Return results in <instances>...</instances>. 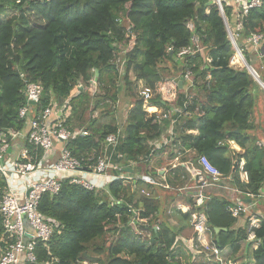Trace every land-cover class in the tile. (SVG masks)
Wrapping results in <instances>:
<instances>
[{
  "label": "trees",
  "instance_id": "1",
  "mask_svg": "<svg viewBox=\"0 0 264 264\" xmlns=\"http://www.w3.org/2000/svg\"><path fill=\"white\" fill-rule=\"evenodd\" d=\"M214 1L0 0V129H24L19 110L27 105L23 95L25 82L40 83L44 93L37 108L66 106L64 110L70 111L66 125L89 133L79 135L69 144L74 156L86 160L93 156L94 160L86 164L94 165L105 154L106 137L122 129L123 138L113 161L123 170L131 162L152 166L157 155L153 143L161 140L168 120L161 122L157 114L148 113L139 93L122 128L97 126L98 117L85 128L80 123L77 127L72 124V104L82 102L85 87L94 84L111 91V79L118 75L117 58L136 37L137 44L123 56L127 60V84L132 87L142 81L158 91L161 85L179 81L191 70L198 85L190 91L191 97L179 96V107L186 103L190 115L181 119L174 135L175 146L204 156L224 178L231 179L242 200L258 198L264 188V144H259V139L251 134L255 130L252 118L257 97L264 90L247 71L253 68L248 64L243 43L254 34L264 35V0L260 8L241 18V25L236 21L232 26L237 38L230 26L236 16L234 8L223 2L229 35L219 6L212 5ZM29 8L44 25H30ZM233 36L241 51L235 50ZM195 37L199 39V50L194 44ZM246 45L250 51L262 54L261 48L255 51ZM188 47H193L194 53L178 58V52ZM173 60L177 61L175 68L180 67L182 72L174 79H165L166 68L160 66ZM130 72L136 78L132 83ZM208 76L212 78L210 89H207ZM261 80L264 82V71ZM106 98L112 100L110 96ZM151 102L162 104L156 98ZM100 104L96 103L94 111ZM230 142L244 153H234L227 146ZM28 147L34 153V148ZM163 165L168 166L169 172L162 184L169 188L117 179L104 189L88 191L65 181L58 195H44L39 210L56 227L49 243L38 245L36 264H206L196 261L205 255L211 262L212 257L195 249L192 213L205 214L212 244L223 252L229 249V260L237 263L246 245V255L241 257L244 261L240 264H264V217H259V227L253 229L255 242H249L250 216L235 218L229 211L236 202L211 189L205 191L203 206H198L190 195L183 197L178 192L188 181L186 169L170 167L168 161L157 164L159 168ZM196 166L199 168L197 162ZM136 173L135 169L130 176ZM241 173L245 180L240 178ZM158 174L156 171L154 176L158 178ZM194 183L198 184L197 179ZM0 185H4L2 179ZM144 186L149 195L142 194ZM162 193L168 194L171 206L165 205L167 198ZM179 204L191 207L192 212H181ZM243 217L247 218L245 226L236 229ZM171 219L177 224L172 225ZM186 228L193 230L190 249L180 239ZM3 232L0 218V238ZM108 235L114 236L115 242L108 247L100 245Z\"/></svg>",
  "mask_w": 264,
  "mask_h": 264
},
{
  "label": "built area",
  "instance_id": "2",
  "mask_svg": "<svg viewBox=\"0 0 264 264\" xmlns=\"http://www.w3.org/2000/svg\"><path fill=\"white\" fill-rule=\"evenodd\" d=\"M220 1L221 13L225 15L224 2L234 8V12L239 17L237 22H240V25L241 18L248 16L252 9L260 8L263 3V0ZM192 28L193 26H190V29ZM194 42L198 43L199 39L195 37ZM247 42L255 51H258L259 48L264 47V35L254 34ZM199 48V44H196V49L199 50ZM171 51L172 48H169V52ZM193 53V47H188L178 52L177 57L183 58ZM182 77L184 81L181 89H179V81H173L172 84L161 85L158 91L146 88L139 92L140 97L144 99L146 111L150 114H157L161 122L168 120L176 124L178 114L190 115L186 103L184 107H179V96L186 94V97H191L190 91L198 84L191 70H187ZM211 86L212 78L208 76L207 89ZM80 88H83L82 85ZM43 93V86L40 83L26 81L23 95L26 97L27 105L19 110V118L25 123L24 129H0V179L4 182L3 186L0 185V218L4 229L0 238V264L37 263L38 245L40 243L47 245L56 227L52 219L40 212V202L46 194L58 195L65 181L80 185L88 191L104 189L117 179L140 180L151 187L169 188L155 181L154 177L153 180L148 174L130 176V172L121 169L113 161L115 151L123 138L122 129L106 137L105 154L99 156L94 165L86 164L94 160L93 156L87 160L74 156L69 149V144L79 135L88 136L89 133L72 130L66 125L70 117V111L64 110L66 106L62 109L48 107L40 110L37 108L42 101ZM155 98L162 104L154 105L151 101ZM31 102L35 105H31ZM174 135L175 133H171L172 138ZM169 144L170 140L162 136L160 141L153 143V152L163 150ZM27 145L34 148V153ZM57 145L61 146L59 150H57ZM57 151H59L57 160L49 165L48 162L57 154ZM39 152H42V156ZM198 164L202 167L203 174L197 175L199 196L195 203L203 206L205 200L203 192L216 185L222 175L204 156H199ZM137 165L138 162H131L126 169H132ZM243 165L242 163L240 167L242 171ZM113 171H119L120 174L117 175ZM161 171L164 172L165 169ZM11 181L19 182V190L14 191ZM102 182L105 183L102 185ZM142 194L149 195L145 190ZM177 208L183 213L192 212L191 207L184 204H179ZM229 211L235 218H239L241 215L250 214V206L240 201L229 207ZM249 221L250 239L255 241L253 229L258 228L260 222L255 216H250ZM191 224L196 233V250L199 251L198 248H200L203 254L211 255V259L215 260H213L214 264H236L228 258L225 259L224 252L212 244L208 221L204 213H192ZM156 230L158 231L159 227H156Z\"/></svg>",
  "mask_w": 264,
  "mask_h": 264
},
{
  "label": "rangeland",
  "instance_id": "3",
  "mask_svg": "<svg viewBox=\"0 0 264 264\" xmlns=\"http://www.w3.org/2000/svg\"><path fill=\"white\" fill-rule=\"evenodd\" d=\"M217 3H218V1L215 0L212 5H216ZM217 5H219V3ZM27 16L29 18V22H30V25L32 27L44 25V21L39 19L34 14V12L30 10V8L27 10ZM3 19L5 20V18H3ZM237 20H239V17H237V15H236V16H234V20H233V23H231V25L228 22V24L231 26L232 31L235 34L236 38L238 37V35L235 33L236 28L235 27L233 28L232 26L235 25V23L237 24V22H236ZM189 26H192V25H189ZM135 39H136V37H135ZM135 39L132 38V43H130L131 45H129L128 48L125 50L123 48L122 49L123 50L122 56L117 58V61H116V69L117 70L116 71L118 72V75H117L116 79H111V83H110V87H112L111 91L107 92L105 90H101L93 84L92 86L85 87V95L86 96L82 100L81 103L75 101L72 104V106H73L72 120H74L72 124L75 127L79 126V123H80V126L82 124V126L84 128L88 127V125L92 122L93 118H95V117H98L97 121H96L97 126L112 125V126L122 128L125 125L128 113L132 109L134 101L137 98L136 97L137 93L145 90L146 88H149L142 81L136 82V86L131 87L130 84L128 85L127 81L125 80V76L127 75V64H126L127 60H125V58L123 56H125L127 52L131 51L133 49L134 45L137 44V41L135 42ZM194 44H197V43L195 42ZM243 44H244L243 47L245 48V51L247 52L248 57H249V62H250L249 65L252 66L255 73L259 76V78H261L262 72L264 71V58L262 57V54H260L258 52L255 53L254 51H250V49H248V47L246 45V44H248V42L246 43L245 40H244ZM173 61L174 62H164L160 66L161 68H164V69L166 68V71L163 72L165 79H174V77H177L182 72V71H180L181 70L180 67L178 68V66H177V68H175V66L177 65V63H175V62H177V61L176 60H173ZM230 66H231V64H230ZM253 69H251V70H253ZM129 76H130V82L132 83L133 80L136 79L135 75L133 74V72H130ZM108 96L112 97V100H109L110 98H106ZM257 99H258L257 107L254 111V115L252 118V123L254 125L255 130L252 132L251 135H254V137L256 139H259L260 144H262L261 142H264V94L260 93L258 95ZM98 102H100L101 104L98 107V109L96 111H94L96 103H98ZM151 111H153V110H151ZM232 151L235 153V150L232 149ZM164 164H165V162H164ZM153 166H151V167L144 166L143 167V165H142V166H140V170L141 171L147 170L148 172H150L151 174L154 175V173L156 172V169H158V166H157V164H155ZM162 167L165 168L166 165H163ZM162 167H161V169H162ZM240 178L243 180L245 177L243 174H240ZM218 180H219L217 182L218 184L220 182L222 184L223 183L225 184V182H226V185L231 183V179H229V178H224L225 182L221 179H218ZM104 183L105 182H102L101 184L103 185ZM219 185H221V184H219ZM17 190H18V188H14V191H17ZM143 190H146V189L143 188L141 191H143ZM223 192H224V195L226 197H228L229 199L232 198L230 196V193H228L226 191H223ZM162 195L165 197L166 193H162ZM167 197H168V194L166 195V198ZM239 201H242V200H239ZM168 204H169V206H171L173 204L172 200L170 198L166 199L165 205H168ZM171 220H172V222H171L172 225L177 224L176 220L175 221L173 219H171ZM236 229H239V228H237V225H236ZM192 238H193V230H190L187 228H186V230L184 229V232L182 233L180 239L184 242V246L187 247L188 249H190L189 240L190 239L192 240ZM115 240L116 239L114 236L108 235L107 237H105L103 239V242L100 243V245H104V246L108 247L112 243H114ZM248 240L251 243L255 242V241H251L250 233H249ZM194 243L196 244V242H194ZM253 247H255L254 243H253L252 248ZM198 249H199V251H201L200 248H198ZM246 250H247V247H246V245H244L241 252L238 255L239 259H237V263L240 264L244 261L243 258L246 255V252H245ZM229 253H231V251H229ZM241 257H243V258H241ZM224 258L226 259L227 257H225V255H224ZM196 261H197V263L210 264L205 255H202Z\"/></svg>",
  "mask_w": 264,
  "mask_h": 264
},
{
  "label": "crops",
  "instance_id": "4",
  "mask_svg": "<svg viewBox=\"0 0 264 264\" xmlns=\"http://www.w3.org/2000/svg\"><path fill=\"white\" fill-rule=\"evenodd\" d=\"M254 74H255L256 77L258 76L255 73V71H254ZM185 116L186 115H184V114H181V115L177 116L176 119L178 118L177 119L178 121H177L176 124H173L171 121H166L165 122V132L163 133L164 134L163 137L169 139L170 140V144L168 146H166L162 150L160 156H159L158 152H160L161 150H158L156 152L157 155L152 160V166L155 165V164H159V163L161 164L163 162L168 161V163L171 164L170 167H172V166L173 167L174 166H176V167L177 166L184 167L186 169V174L188 176V181L185 183L183 188H180L178 190V192L183 197H185L186 195L187 196L190 195L193 198V200L196 201L198 196H199V191H198V188H197L198 184H196L194 182L197 179V175L203 174V169L198 164V158L199 157H198L197 153L194 150H193V152H191V150L181 149V147L175 146V144H174L175 138L171 137V133H175L176 132L178 126L182 123V120H181L182 117H185ZM23 143H24V141L22 142V144ZM261 143L264 144V142H261ZM229 146L231 147V149L235 150V153H238V154H243L244 153V150H242L234 142H230ZM27 147H28V145H27ZM60 148H61V146L57 145V150H59ZM180 150H183V152H180ZM58 153H59V151H57V154L48 162L49 165H52L57 160V158L59 156ZM172 154H174L175 156L170 159L169 157ZM196 162L199 165V168L196 166ZM166 167L165 168L162 167V169L158 167V169H156V171H158V173H159L158 174V178H157L153 174H151L150 172H148V173L145 172L146 170L141 171L140 170V166L137 165L135 169L137 170L138 173H136L135 176H138L140 174H142V175L143 174H148V175H151L153 180L155 178V181H157V182L162 184V182L166 181L167 173L169 172L168 171V169H169L168 166H166ZM135 169L132 168V169H130L131 171H128V172L133 174L135 172ZM164 169H165V171L162 172L161 170H164ZM221 180L224 181V177L223 176L221 177ZM11 183L14 186V188H18V190H19V186H18L19 182L11 181ZM219 184H221V185H219ZM219 184L217 183L216 185L211 186L207 190H211L212 189L215 192H217L218 194L220 193L221 195H224L223 191H226V192L230 193V196L232 197L230 200H232L233 202H240L239 200H242L241 194L238 192V190H236L233 187V185L231 183H229V184L227 183L228 185H226V182H225V184L224 183L222 184L220 182ZM145 188L146 187L144 186V189ZM203 195L205 196V191L203 192ZM204 198L206 200V196ZM205 200H204V202H205ZM242 201H244L248 206H250V209H251L250 210L251 213L249 214L250 216H255L258 219H259V217H264V188H263V190L261 192V195L258 198L251 197L249 199H245V200H242ZM248 201H249V203H248ZM249 215L247 217H249ZM246 220H247L246 217L241 218L238 221V223H237V228H243L245 226ZM223 254L228 259L230 258V254L231 253H229V249L224 251ZM212 262L213 261H211L209 263L213 264ZM233 262H235V261H233Z\"/></svg>",
  "mask_w": 264,
  "mask_h": 264
},
{
  "label": "water",
  "instance_id": "5",
  "mask_svg": "<svg viewBox=\"0 0 264 264\" xmlns=\"http://www.w3.org/2000/svg\"><path fill=\"white\" fill-rule=\"evenodd\" d=\"M217 1H219V0H217ZM219 3V7H221V2L219 1L218 2ZM217 3V4H218ZM216 4V5H217ZM222 8V7H221ZM220 9V8H219ZM222 14V17H223V19H224V22H225V25H226V28H227V31H228V33H229V29H228V27H229V24H228V20H227V18L225 17V15H224V13L222 12L221 13ZM229 35H230V33H229ZM231 37V36H230ZM232 42H233V45H234V48H235V50H237V49H239V47L237 46V44H236V42L235 41H233L232 40ZM240 50V49H239ZM241 51V50H240ZM262 55H263V57H264V48H262ZM244 57V56H243ZM244 60H245V63H247V61H246V59H245V57H244ZM249 64V63H248ZM248 68V67H247ZM247 71L253 76V78L255 79V81L260 85V87L264 90V82L261 80V78H256V76H255V74H254V72H252L250 69H247ZM183 81H184V78L183 77H181L180 78V80H179V86H180V88L182 87V85H183ZM31 105H35V103H33V102H31L30 103ZM239 131L237 130V133H238ZM227 146L229 147V144H227ZM10 153H11V150L9 151ZM235 166H237V164L235 165ZM126 171H131L130 169H125ZM109 187H107V189H108ZM248 203H249V201H248ZM220 230L221 229H219V228H217L216 229V231L217 232H220Z\"/></svg>",
  "mask_w": 264,
  "mask_h": 264
},
{
  "label": "bare ground",
  "instance_id": "6",
  "mask_svg": "<svg viewBox=\"0 0 264 264\" xmlns=\"http://www.w3.org/2000/svg\"><path fill=\"white\" fill-rule=\"evenodd\" d=\"M233 41H235L236 39L234 38V36L232 37ZM153 110V109H152Z\"/></svg>",
  "mask_w": 264,
  "mask_h": 264
},
{
  "label": "clouds",
  "instance_id": "7",
  "mask_svg": "<svg viewBox=\"0 0 264 264\" xmlns=\"http://www.w3.org/2000/svg\"><path fill=\"white\" fill-rule=\"evenodd\" d=\"M264 48V47H263Z\"/></svg>",
  "mask_w": 264,
  "mask_h": 264
}]
</instances>
